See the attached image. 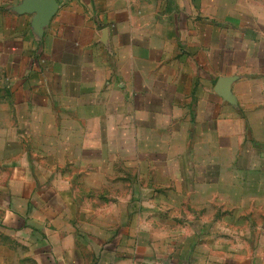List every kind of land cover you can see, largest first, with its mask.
I'll list each match as a JSON object with an SVG mask.
<instances>
[{"label":"crops","instance_id":"obj_1","mask_svg":"<svg viewBox=\"0 0 264 264\" xmlns=\"http://www.w3.org/2000/svg\"><path fill=\"white\" fill-rule=\"evenodd\" d=\"M0 264H264V0H0Z\"/></svg>","mask_w":264,"mask_h":264},{"label":"water","instance_id":"obj_2","mask_svg":"<svg viewBox=\"0 0 264 264\" xmlns=\"http://www.w3.org/2000/svg\"><path fill=\"white\" fill-rule=\"evenodd\" d=\"M53 5H55V4L53 3ZM53 5H52V6H50V10L48 11V14H47V15H49L50 13H52V12H53Z\"/></svg>","mask_w":264,"mask_h":264}]
</instances>
